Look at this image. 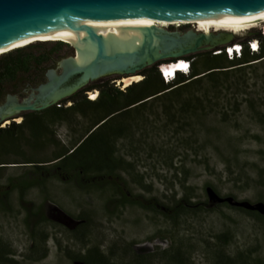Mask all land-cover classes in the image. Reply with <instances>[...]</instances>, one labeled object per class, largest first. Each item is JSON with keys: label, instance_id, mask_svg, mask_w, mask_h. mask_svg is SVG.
<instances>
[{"label": "rangeland", "instance_id": "1", "mask_svg": "<svg viewBox=\"0 0 264 264\" xmlns=\"http://www.w3.org/2000/svg\"><path fill=\"white\" fill-rule=\"evenodd\" d=\"M159 26L180 32L194 27L190 23H161ZM263 30L264 23L236 34L235 44L251 40L255 36L250 37V33H262ZM36 43L39 42L28 43L22 48ZM51 47H34L25 53L34 56ZM68 49L65 47L62 51ZM15 50L0 53V57ZM70 56L73 55L67 57ZM252 67L246 69L243 77H236L234 84H228L215 106L209 104L200 117L194 115L179 135L173 130L162 129L159 122L158 128L153 126L146 133L144 119L137 118L139 132L135 145L138 147L127 157L135 164L136 172L121 173L122 178L114 177L108 181L107 188L98 186L102 183L99 180L92 184L84 182L78 187L69 180H63L53 170H49L52 173L50 176L47 171L44 174L38 172L35 167L27 166L32 164L23 163L51 160V148L36 150L27 140L18 142L7 134L0 135V163L5 164L0 165V178L5 182L23 175L32 178L34 188L29 191L26 206L33 204L29 207L40 215L46 211L48 203H54L73 217L88 219L86 226L76 232L51 224L44 229L38 228L48 235L45 252L41 245L34 252L31 249L34 240L32 232L38 229H30L24 218L17 221L20 228L0 229V235L13 243L23 264H73L68 253L79 256L92 246H99L116 264H138L140 260L135 245L153 244L159 239L167 240L168 246H156L154 253L149 254L152 256L142 261L144 264H171L163 259L162 250L180 241L190 253L193 264L213 263L208 243L230 254L243 249H256L258 256L264 258V221L231 206L211 207L206 193V188L212 187L222 197L264 202V60ZM107 81L117 89L125 90L124 85L119 84V78ZM81 119L87 125L82 133L84 135L94 117L89 115ZM59 132L61 139L67 141L66 128H61ZM179 141L183 143L184 154L177 163L182 162L188 171L186 180L185 175L175 177L174 171L163 165L162 149L178 147ZM121 150L131 151V148L124 145ZM183 166L181 169H184ZM137 172L144 175L142 183L149 188H142L134 182ZM114 184L121 186L122 194H129L130 201L139 202L142 206L130 203L122 206L114 202L123 198L122 194L113 195L110 187ZM187 186L193 188L191 200L199 204L201 210L182 219L180 227L173 225L160 212L143 207L152 205L156 208L157 204L172 206L185 194Z\"/></svg>", "mask_w": 264, "mask_h": 264}, {"label": "trees", "instance_id": "2", "mask_svg": "<svg viewBox=\"0 0 264 264\" xmlns=\"http://www.w3.org/2000/svg\"><path fill=\"white\" fill-rule=\"evenodd\" d=\"M253 39H261V37ZM241 43L245 45V42ZM46 44L36 43L5 54L0 57V66L25 67L28 65L25 61V57H27L25 51L34 47L42 48ZM219 51H221L220 54L207 52L182 58V60L191 62L190 74L185 75L178 72L177 78L170 83L165 82L159 67L176 62V60L163 61L162 64L143 71L141 73L143 80L123 91L114 87L109 81L94 87L93 89L99 92L98 99L96 101L87 99L79 109L82 115L93 116V123L88 132L78 140V143L81 142L80 146L61 161L59 166L63 170L76 166L82 169L84 175L96 177V182L98 180L100 183L102 182L98 186L106 188L109 187L106 178L116 177L120 179L122 178L121 173L131 174L136 172L135 164L129 161L127 157L130 156L129 153H133V150L138 147L135 145L136 135L139 132L137 118L144 119V126L147 128L146 133H149V128L157 127L159 122L162 129L173 130L174 134L179 135V131L190 123L194 115L200 117V114L206 110L209 104L215 106L218 103L228 84L231 86L235 83L236 77H243L247 68H254L252 66L264 60L263 47L259 54H251L245 48L242 58L235 59H229L225 50ZM141 133L146 136L142 131ZM178 144L180 147L177 145L178 147L171 146L162 149L163 165L169 171H174L175 177L185 175L184 179L186 180L188 171L182 165V162L177 163L184 154L182 152L183 143L179 141ZM121 145L131 148L132 152H123ZM63 156H65L64 153L56 154L50 161ZM181 166L184 169H181ZM35 169L44 174L50 170V167L41 165L35 166ZM143 179L144 175L137 172V178L133 180L142 188H149V186L143 185ZM114 185L110 187V189H113V195L122 194L121 186ZM185 189V194L177 199L172 206L157 204L156 208L152 205L143 207L160 212L173 225L180 227L182 219L201 210L199 204L191 200L193 188L187 186ZM122 197V200H114V202L122 206H126L128 203L142 206L139 202L130 201L127 195L122 194ZM222 206L228 207L229 205H218V207ZM231 208L254 217L251 211L232 206ZM79 218H83V216H79ZM257 218L264 221V217L258 216ZM207 248L212 254V264H264V258L258 256V250L256 249H243L230 254L217 245H211L210 243L207 244ZM68 256L73 261H83L85 264H116L99 246L89 247L79 256H73L70 253H68ZM150 256L152 255L138 256V260H140L138 264H144L142 261ZM162 257L171 264H193L190 253L184 249L181 241L171 248L162 250Z\"/></svg>", "mask_w": 264, "mask_h": 264}, {"label": "water", "instance_id": "3", "mask_svg": "<svg viewBox=\"0 0 264 264\" xmlns=\"http://www.w3.org/2000/svg\"><path fill=\"white\" fill-rule=\"evenodd\" d=\"M261 13H264V0H0V45L38 31L101 19L141 17L172 21L248 17ZM127 31L129 37L128 34L103 35L94 28L75 33L77 45L68 43L75 54L61 61L60 73L52 71L49 75L48 82L39 89L44 102L35 109L59 104L90 83L143 76V71L163 61L216 52L236 43L235 33H204L194 27L180 32L156 25H133ZM249 36L260 37L261 33H250ZM206 193L211 207L227 203L264 216V202L222 197L212 187H207ZM46 217L71 231L85 223L54 203L47 204ZM159 245L167 247L168 241L139 243L134 249L139 256H146L154 253Z\"/></svg>", "mask_w": 264, "mask_h": 264}, {"label": "flooded vegetation", "instance_id": "4", "mask_svg": "<svg viewBox=\"0 0 264 264\" xmlns=\"http://www.w3.org/2000/svg\"><path fill=\"white\" fill-rule=\"evenodd\" d=\"M46 45L52 47L43 53H38L34 56L28 54L25 57V61L28 63L25 67L0 66V108H2L0 112V135L7 134L18 142L27 140L28 144L36 150L46 151V149L51 148L53 157L56 154H65V156L53 161L45 159H38L37 161H50L46 163L24 162L23 164H32L27 165L29 167L41 165L50 167V171L53 170L55 174L61 175L63 180H69L78 187H81L84 182L95 183L97 178L84 175L82 169L71 166L67 170H63L59 163L80 146L81 142L78 143L80 139L78 137L82 135L84 127L86 129L87 126H85L81 117L88 116L82 115L79 109L88 99L89 93L97 91L93 88L99 84L98 82L90 83L86 88L79 90L59 104L51 105L44 109H35L44 102L39 91L41 86L48 82V77L52 71L61 72L59 65L63 59L70 54H75L74 48L64 41L47 43ZM65 47L69 49L62 51ZM63 127L66 128L67 141L61 139L59 131ZM89 129L86 130V133ZM23 166L27 167L26 165ZM50 171H47L48 176L52 175V173H49ZM50 179L47 178V180ZM113 179L108 177L105 180L111 181ZM33 188L32 178L28 175H23L14 181L9 180V182H5V179L0 178V229L20 228L17 222L20 218H24V222L30 229H44L46 225L50 224L66 228L59 223L50 221L46 217V211L36 215L29 207L33 204L25 205L29 203L27 197L29 196V191ZM252 213L256 219H258V216L264 217L258 212ZM74 218L84 220L85 223L74 231L66 228L70 232L79 231L82 228L81 226H86L88 221L86 218ZM32 233L34 240L31 249L33 252L40 245L45 252L47 233L39 229L37 231L33 230ZM19 256L13 243L0 235V264H23L19 260Z\"/></svg>", "mask_w": 264, "mask_h": 264}, {"label": "bare ground", "instance_id": "5", "mask_svg": "<svg viewBox=\"0 0 264 264\" xmlns=\"http://www.w3.org/2000/svg\"><path fill=\"white\" fill-rule=\"evenodd\" d=\"M161 23H190L194 25V28L200 32L210 33L212 31H227L235 34H240L252 30L264 23V13L251 15L248 17H201L197 19L189 20H153L141 17H118L113 19H101L96 21H86L81 23H74L67 26L57 27L53 29H47L23 35L0 45V53H5L11 50L20 49L24 45L31 42H60L64 41L73 45H77L78 38L76 37L77 32L83 31L84 29L94 28L103 35H116L124 36L128 34L127 29L133 25L143 26H159ZM129 37V34H128ZM238 45V44H235ZM239 46V45H238ZM178 61L180 63L178 64ZM176 62L162 65V71L170 77L178 71L185 70L187 65L182 59ZM143 80L142 76H135L131 78H124L119 81L121 86L124 88L139 83ZM98 98L96 94L91 96V100L96 101Z\"/></svg>", "mask_w": 264, "mask_h": 264}, {"label": "built area", "instance_id": "6", "mask_svg": "<svg viewBox=\"0 0 264 264\" xmlns=\"http://www.w3.org/2000/svg\"><path fill=\"white\" fill-rule=\"evenodd\" d=\"M261 39H251L245 42L244 44H240L238 45H232V46H226L224 48H222V50H225L226 55L228 56L229 59H235V58H242L244 49L247 48V50L251 53V54H259L262 47L264 48V30L261 33ZM221 51H217L215 52V54H220ZM184 63L187 65L185 70L182 71H178V72H187V71H191V62L183 60ZM180 63V61L178 62V64ZM160 72L165 80L166 83H168L172 77L166 75L164 73V71H162V68L160 69ZM93 95V92L89 93L88 95V99L91 100V96ZM98 95V93H97ZM93 101V100H91Z\"/></svg>", "mask_w": 264, "mask_h": 264}, {"label": "clouds", "instance_id": "7", "mask_svg": "<svg viewBox=\"0 0 264 264\" xmlns=\"http://www.w3.org/2000/svg\"><path fill=\"white\" fill-rule=\"evenodd\" d=\"M179 62V61H178ZM191 67V66H190ZM162 68V66H160L159 67V69H161ZM178 73V72H177ZM181 73H184L185 75H188V74H190V72L189 71H187V72H181ZM175 74V73H174ZM177 78V74L175 75V78H173L172 77V79L168 82V83H170V82H173L175 79ZM99 94V93H98ZM98 96V95H97Z\"/></svg>", "mask_w": 264, "mask_h": 264}]
</instances>
